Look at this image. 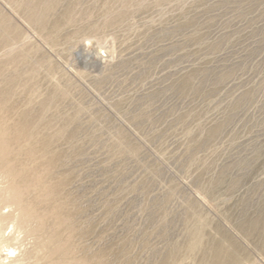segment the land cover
Listing matches in <instances>:
<instances>
[{"label": "rangeland", "instance_id": "obj_1", "mask_svg": "<svg viewBox=\"0 0 264 264\" xmlns=\"http://www.w3.org/2000/svg\"><path fill=\"white\" fill-rule=\"evenodd\" d=\"M1 198L23 264H264V0H0Z\"/></svg>", "mask_w": 264, "mask_h": 264}, {"label": "bare ground", "instance_id": "obj_2", "mask_svg": "<svg viewBox=\"0 0 264 264\" xmlns=\"http://www.w3.org/2000/svg\"><path fill=\"white\" fill-rule=\"evenodd\" d=\"M13 174H14L13 173V170L12 169H8L4 173V176H5V178H10V177L13 176ZM21 189H22V187H21ZM17 194H19V190H17L15 187H12L11 189H8L6 191V199L7 198L14 197ZM6 199L5 198H1L0 199V264H23V262L31 254V251H25L21 255L20 254H16L17 250L20 247H15V245L12 244L11 241L13 239H19V237L16 236L17 233L18 234L19 233L21 234L22 232L28 231L29 233L34 234V233H37V232L43 230L45 228L44 219H43V217H40V216H38V215H36L35 213H32V212L25 219H21L20 218V216H21L20 214L17 215V214L12 213V212L11 213H7V214L3 213V211H1V204ZM10 227L12 228V230L7 233V230ZM49 242L46 241V240L45 241H42L38 245V247L36 248V251L35 252L37 253V252L44 251V249L48 247ZM198 243L199 242H197L195 244V246H197ZM195 246L193 248H195ZM4 251L6 252L5 254L3 253ZM75 261H77V260H75ZM51 264H59V263L53 262Z\"/></svg>", "mask_w": 264, "mask_h": 264}]
</instances>
